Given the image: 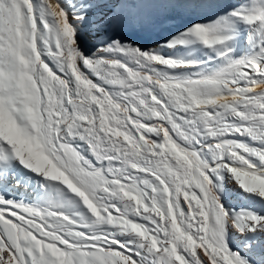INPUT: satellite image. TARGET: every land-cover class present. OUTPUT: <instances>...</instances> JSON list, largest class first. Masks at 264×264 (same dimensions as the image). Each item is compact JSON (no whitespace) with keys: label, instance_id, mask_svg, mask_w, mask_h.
I'll use <instances>...</instances> for the list:
<instances>
[{"label":"snow or ice","instance_id":"obj_1","mask_svg":"<svg viewBox=\"0 0 264 264\" xmlns=\"http://www.w3.org/2000/svg\"><path fill=\"white\" fill-rule=\"evenodd\" d=\"M229 184L264 205V0H0V264H264Z\"/></svg>","mask_w":264,"mask_h":264},{"label":"bare ground","instance_id":"obj_2","mask_svg":"<svg viewBox=\"0 0 264 264\" xmlns=\"http://www.w3.org/2000/svg\"><path fill=\"white\" fill-rule=\"evenodd\" d=\"M185 23V20H179L174 25L157 32L134 34L131 36V39L137 41L141 46L152 47L157 41H162L168 35V32L175 34V29L183 30ZM240 198L242 199L240 200ZM222 200L227 205L235 206L237 209L246 208L253 211L264 212V205L246 194H242L240 190L234 189L230 184L225 186ZM249 201H253V204Z\"/></svg>","mask_w":264,"mask_h":264},{"label":"rangeland","instance_id":"obj_3","mask_svg":"<svg viewBox=\"0 0 264 264\" xmlns=\"http://www.w3.org/2000/svg\"><path fill=\"white\" fill-rule=\"evenodd\" d=\"M26 195V193L24 192V190L22 189L19 193H16V198H19V197H21V196H25ZM244 196V195H243ZM243 196H242V198H243ZM242 198H240V200L242 199ZM249 202H251L252 204H253V201H249Z\"/></svg>","mask_w":264,"mask_h":264}]
</instances>
